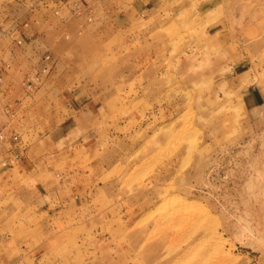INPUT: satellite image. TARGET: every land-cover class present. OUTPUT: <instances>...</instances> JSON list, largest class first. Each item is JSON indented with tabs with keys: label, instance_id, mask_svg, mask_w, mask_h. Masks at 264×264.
<instances>
[{
	"label": "rangeland",
	"instance_id": "rangeland-1",
	"mask_svg": "<svg viewBox=\"0 0 264 264\" xmlns=\"http://www.w3.org/2000/svg\"><path fill=\"white\" fill-rule=\"evenodd\" d=\"M15 2L62 54L0 108L14 264H264V0Z\"/></svg>",
	"mask_w": 264,
	"mask_h": 264
},
{
	"label": "crops",
	"instance_id": "crops-1",
	"mask_svg": "<svg viewBox=\"0 0 264 264\" xmlns=\"http://www.w3.org/2000/svg\"><path fill=\"white\" fill-rule=\"evenodd\" d=\"M15 4V0H0V108L3 103L13 104V93L31 99V103L39 92L53 91L55 84L50 81H54L62 54L57 48L61 44L60 37L48 34L51 29L49 18L44 17V14H29L23 22L16 24ZM38 67H46V73L41 75V84L32 83L33 77L39 75ZM248 99L253 107L262 104L252 94H249ZM2 122L3 117L0 115ZM12 170L13 165L4 173ZM12 217V210L7 212L0 209V223ZM2 237L0 235V264H14L13 243Z\"/></svg>",
	"mask_w": 264,
	"mask_h": 264
},
{
	"label": "built area",
	"instance_id": "built-area-1",
	"mask_svg": "<svg viewBox=\"0 0 264 264\" xmlns=\"http://www.w3.org/2000/svg\"><path fill=\"white\" fill-rule=\"evenodd\" d=\"M17 139V137L14 135L13 136V140H16ZM17 155H15V157H16ZM1 165L2 166H5L6 165V162L5 161H1Z\"/></svg>",
	"mask_w": 264,
	"mask_h": 264
},
{
	"label": "bare ground",
	"instance_id": "bare-ground-1",
	"mask_svg": "<svg viewBox=\"0 0 264 264\" xmlns=\"http://www.w3.org/2000/svg\"><path fill=\"white\" fill-rule=\"evenodd\" d=\"M201 213H203V212H201Z\"/></svg>",
	"mask_w": 264,
	"mask_h": 264
}]
</instances>
